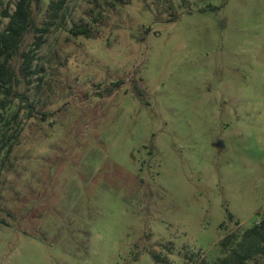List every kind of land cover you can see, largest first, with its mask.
<instances>
[{
  "label": "rangeland",
  "instance_id": "obj_1",
  "mask_svg": "<svg viewBox=\"0 0 264 264\" xmlns=\"http://www.w3.org/2000/svg\"><path fill=\"white\" fill-rule=\"evenodd\" d=\"M112 2L67 0L2 114L0 264L211 262L264 214V0Z\"/></svg>",
  "mask_w": 264,
  "mask_h": 264
},
{
  "label": "trees",
  "instance_id": "obj_2",
  "mask_svg": "<svg viewBox=\"0 0 264 264\" xmlns=\"http://www.w3.org/2000/svg\"><path fill=\"white\" fill-rule=\"evenodd\" d=\"M103 1L115 4L113 0ZM114 1L122 3L123 0ZM66 3L67 0H50L48 3L45 0H17L13 9L9 7L3 11L2 16L8 22L0 31V120L16 100L32 114L34 106L29 103L27 91L34 78L40 75L36 69L40 60L38 53L52 30L61 24ZM69 32L75 38L92 35L87 23H75ZM30 36L32 43L27 49L25 45ZM220 247L221 257L211 262L197 259L195 264H264V214L252 227L226 235L220 241ZM151 255L158 263H168L157 253L151 251ZM189 258L193 260L192 256Z\"/></svg>",
  "mask_w": 264,
  "mask_h": 264
}]
</instances>
